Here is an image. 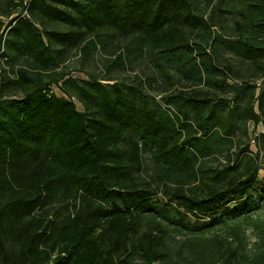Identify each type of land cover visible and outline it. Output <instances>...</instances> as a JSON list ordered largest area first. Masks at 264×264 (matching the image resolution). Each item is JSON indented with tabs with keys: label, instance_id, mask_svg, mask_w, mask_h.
Instances as JSON below:
<instances>
[{
	"label": "trees",
	"instance_id": "obj_1",
	"mask_svg": "<svg viewBox=\"0 0 264 264\" xmlns=\"http://www.w3.org/2000/svg\"><path fill=\"white\" fill-rule=\"evenodd\" d=\"M197 1L0 0V264H264V242L249 256L242 236L260 226L241 212L264 189L258 163L204 162L246 122L264 128V0H242L237 37L221 41L235 64L209 52L218 39ZM102 31L125 48L106 76L57 71L64 52L87 57ZM144 58L155 76L110 75ZM243 66L261 80L257 98L256 85L227 83ZM230 205L235 219L219 221Z\"/></svg>",
	"mask_w": 264,
	"mask_h": 264
},
{
	"label": "rangeland",
	"instance_id": "obj_2",
	"mask_svg": "<svg viewBox=\"0 0 264 264\" xmlns=\"http://www.w3.org/2000/svg\"><path fill=\"white\" fill-rule=\"evenodd\" d=\"M82 1V0H78ZM92 2L94 0H83ZM217 0H198L195 3L194 9L195 14L199 17L201 26L206 22H210L211 30L213 32V39H218L216 44L210 46V53L214 50L216 51V56L221 59H225L232 64L237 63V57L233 56V53L227 50L223 46L224 41H230L237 37V30L235 22L239 20V12L242 9V0H226L225 5L221 7L219 11L215 14H212L211 9ZM209 2V3H208ZM57 7H62L59 4H55ZM212 19L210 21L209 19ZM45 26L49 29L62 30L64 28L63 24L58 21H45ZM40 29L39 25H36ZM202 28H197L190 32V39L192 41L198 42L199 37L203 34ZM96 48L93 49L90 54L83 58L82 54L78 49L68 50L64 52V62L60 63L57 67V71L65 70L69 72V76L75 79L87 81L91 77L101 78L107 74H103L104 65L108 64L115 55L122 49H125L124 44L120 42L118 38H115L113 35L107 34L105 31H102L98 38ZM221 41H223L221 43ZM55 50L59 49V46L54 45ZM121 52V51H120ZM140 62L127 65L126 69L123 71H116L110 75L117 77V81L122 82H132L136 85L139 84L140 79H144V75L148 74L155 76L157 73L156 67L153 66L154 59L144 58L139 60ZM221 62V61H220ZM236 74L227 80L229 85L238 84V85H256L254 97L257 98L260 95L259 85L261 80L255 79L257 75L250 70L249 67L243 66L241 69H237ZM178 79V75L175 76L174 81ZM101 83H112L111 81H101ZM157 85V84H155ZM178 87V84L173 88ZM51 90L57 96H63L57 86L52 85ZM231 88H227L223 94L225 99H229L231 95ZM150 95H153L151 93ZM75 106L78 110H82L81 104L75 99L72 98ZM255 111H257V101L254 103ZM228 147L223 152L222 156H211L205 160V168L213 169H222L223 166H226L227 163L239 167L240 163L246 159H252L256 161L259 165L258 177L259 179H264V128L260 123L254 125L251 121L246 122L245 125H242L240 129H235L234 132L228 137ZM238 150H243L240 155V159L236 164V159L234 154ZM228 159V160H227ZM144 168L148 170L151 160L148 155H143ZM214 172V171H213ZM241 206V204L239 205ZM72 208V207H71ZM234 205H230L228 210L222 211L218 215L219 221H231L235 219ZM243 215H252L256 218L257 221H260V226L258 228L246 227L242 233L243 238L245 239V252L247 255L251 256L255 253V245L259 242H264V189L258 191L253 195L252 203L249 204V207L246 210L241 211ZM225 219V220H223ZM181 239H177L171 242L173 247H178ZM175 250V249H174Z\"/></svg>",
	"mask_w": 264,
	"mask_h": 264
}]
</instances>
